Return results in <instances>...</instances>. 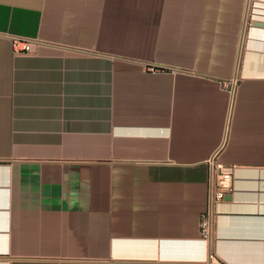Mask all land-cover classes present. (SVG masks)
<instances>
[{"label":"crops","instance_id":"obj_1","mask_svg":"<svg viewBox=\"0 0 264 264\" xmlns=\"http://www.w3.org/2000/svg\"><path fill=\"white\" fill-rule=\"evenodd\" d=\"M255 22L264 0H0V264H264ZM212 159L234 191L204 239Z\"/></svg>","mask_w":264,"mask_h":264},{"label":"built area","instance_id":"obj_2","mask_svg":"<svg viewBox=\"0 0 264 264\" xmlns=\"http://www.w3.org/2000/svg\"><path fill=\"white\" fill-rule=\"evenodd\" d=\"M13 47L16 52H28L34 48L36 42L13 37ZM212 163V181L209 194V207L201 217V236L208 239L212 235V224L217 205L234 191L233 173L234 168L225 167L222 163ZM187 264H225L214 254L205 260L189 261Z\"/></svg>","mask_w":264,"mask_h":264},{"label":"water","instance_id":"obj_3","mask_svg":"<svg viewBox=\"0 0 264 264\" xmlns=\"http://www.w3.org/2000/svg\"><path fill=\"white\" fill-rule=\"evenodd\" d=\"M255 24L264 27V22H255Z\"/></svg>","mask_w":264,"mask_h":264}]
</instances>
